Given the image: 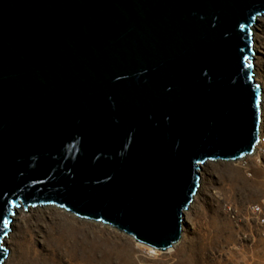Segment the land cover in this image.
I'll return each instance as SVG.
<instances>
[{
    "label": "water",
    "instance_id": "95a60500",
    "mask_svg": "<svg viewBox=\"0 0 264 264\" xmlns=\"http://www.w3.org/2000/svg\"><path fill=\"white\" fill-rule=\"evenodd\" d=\"M260 17L264 0H0V264L38 205L179 244L203 165L259 141Z\"/></svg>",
    "mask_w": 264,
    "mask_h": 264
},
{
    "label": "rangeland",
    "instance_id": "374dc122",
    "mask_svg": "<svg viewBox=\"0 0 264 264\" xmlns=\"http://www.w3.org/2000/svg\"><path fill=\"white\" fill-rule=\"evenodd\" d=\"M254 39L264 116V17L254 25ZM251 171L249 177L232 163L203 165L199 190L184 212L182 239L168 252L56 206L19 208L5 238L9 258L3 264H264V240L256 226L236 227L223 209L227 201L241 210L264 203V166L253 162Z\"/></svg>",
    "mask_w": 264,
    "mask_h": 264
},
{
    "label": "built area",
    "instance_id": "2783aa9c",
    "mask_svg": "<svg viewBox=\"0 0 264 264\" xmlns=\"http://www.w3.org/2000/svg\"><path fill=\"white\" fill-rule=\"evenodd\" d=\"M258 163L264 166V116L262 109V119L260 124V134L259 141L255 146V149L251 155H247L236 161H231L234 166L241 168L245 171L246 175L251 177L253 175L251 171L252 163ZM224 212L230 222L239 227L243 223L254 224L260 235L264 240V203H255L248 205L244 210L239 209V207L232 202L224 203Z\"/></svg>",
    "mask_w": 264,
    "mask_h": 264
},
{
    "label": "snow or ice",
    "instance_id": "6c2138e0",
    "mask_svg": "<svg viewBox=\"0 0 264 264\" xmlns=\"http://www.w3.org/2000/svg\"><path fill=\"white\" fill-rule=\"evenodd\" d=\"M7 225H8V221L5 220V221H4V226L7 227Z\"/></svg>",
    "mask_w": 264,
    "mask_h": 264
},
{
    "label": "bare ground",
    "instance_id": "6f19581e",
    "mask_svg": "<svg viewBox=\"0 0 264 264\" xmlns=\"http://www.w3.org/2000/svg\"><path fill=\"white\" fill-rule=\"evenodd\" d=\"M15 212V211H14ZM171 250V249H170Z\"/></svg>",
    "mask_w": 264,
    "mask_h": 264
}]
</instances>
